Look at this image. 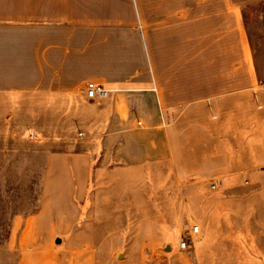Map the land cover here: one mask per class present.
<instances>
[{"label":"crops","instance_id":"obj_1","mask_svg":"<svg viewBox=\"0 0 264 264\" xmlns=\"http://www.w3.org/2000/svg\"><path fill=\"white\" fill-rule=\"evenodd\" d=\"M125 1L127 19L122 0H0V141L25 133L28 107L50 108L57 133L60 109L85 128L80 138L55 137L67 147L50 153L47 194L27 218L28 228L33 220L67 237L57 245L72 258L54 264H96L95 250L114 233L96 221L117 207L134 213L149 204L143 228L177 234L163 220L171 200L147 189L165 195L172 178L182 186L188 123L264 143V117L251 114L264 106V0ZM89 81L110 95L90 101ZM227 153L239 151L230 145ZM98 186L109 190L99 195Z\"/></svg>","mask_w":264,"mask_h":264},{"label":"rangeland","instance_id":"obj_2","mask_svg":"<svg viewBox=\"0 0 264 264\" xmlns=\"http://www.w3.org/2000/svg\"><path fill=\"white\" fill-rule=\"evenodd\" d=\"M122 2L121 16L130 18L126 1ZM258 7L264 14V1ZM257 110L251 112L252 117H258L259 113L264 117V106ZM26 113L22 118L25 133L11 141H0V264H54L56 260L72 258V253L60 250L64 246L57 245L67 237L54 236L48 228L34 225L33 220L28 228L27 218L40 208L47 194L44 186L50 177L47 172L50 153L67 147L66 140L55 137L64 132L80 138L85 128L74 122L77 120L71 112L70 119L74 121L68 122L69 112L65 109H60V133L53 124L50 108L28 107ZM252 121L255 126L256 119ZM190 127L188 123V154L181 157L187 167L182 186L177 187L176 179L172 178L171 186L164 189L165 195L163 189H147V193L148 190L155 193L162 201L171 200L165 205L170 212L163 220L174 223L177 234L152 235L143 228L139 218L149 215V204H143L144 212L134 213L130 207L125 213L117 207L106 218L96 221L104 226V231L114 232L99 237L105 238L101 250H95L96 264H264V150H261L264 143L250 142L249 146L238 137L227 138L224 129L222 133L205 134L189 130ZM230 145L239 154L230 156L227 153ZM232 171L238 172L229 180L227 174ZM213 182L218 183L216 189L210 188ZM105 190L109 189L96 188L99 195ZM145 190L137 188L141 196ZM181 195L188 201L185 205L178 204ZM194 196H198L201 204L193 203ZM196 210L201 217H194ZM77 222L80 224L82 218ZM194 224L200 225L201 232L190 238L188 249L181 250L178 241ZM80 240L78 237L75 242L81 243ZM78 255L82 253H75L76 259Z\"/></svg>","mask_w":264,"mask_h":264},{"label":"built area","instance_id":"obj_3","mask_svg":"<svg viewBox=\"0 0 264 264\" xmlns=\"http://www.w3.org/2000/svg\"><path fill=\"white\" fill-rule=\"evenodd\" d=\"M110 89L106 88L103 84L97 83L95 81H89L86 84L85 95L90 101L103 100L110 95ZM218 183H211V188L216 189ZM201 232V227L199 224L192 225L178 241V247L181 250H186L190 247L189 240Z\"/></svg>","mask_w":264,"mask_h":264}]
</instances>
